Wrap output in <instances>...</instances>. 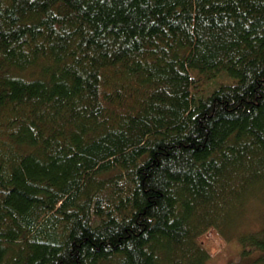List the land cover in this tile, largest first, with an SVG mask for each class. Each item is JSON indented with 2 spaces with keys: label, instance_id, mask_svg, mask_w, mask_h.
Segmentation results:
<instances>
[{
  "label": "trees",
  "instance_id": "obj_1",
  "mask_svg": "<svg viewBox=\"0 0 264 264\" xmlns=\"http://www.w3.org/2000/svg\"><path fill=\"white\" fill-rule=\"evenodd\" d=\"M214 233L264 264V0H0V264H209Z\"/></svg>",
  "mask_w": 264,
  "mask_h": 264
},
{
  "label": "rangeland",
  "instance_id": "obj_2",
  "mask_svg": "<svg viewBox=\"0 0 264 264\" xmlns=\"http://www.w3.org/2000/svg\"><path fill=\"white\" fill-rule=\"evenodd\" d=\"M260 216L261 215L256 211L249 217V219L253 222V228L258 226L259 220L261 218ZM208 241L212 257L209 264H226L230 260H239L240 244L238 242H235L233 240L227 241L223 237H220L215 233L209 235Z\"/></svg>",
  "mask_w": 264,
  "mask_h": 264
}]
</instances>
